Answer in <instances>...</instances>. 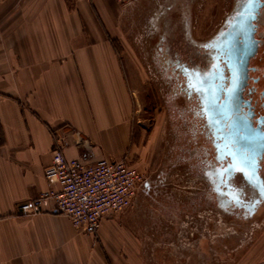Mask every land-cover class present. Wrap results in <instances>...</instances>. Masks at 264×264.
<instances>
[{
	"label": "rangeland",
	"instance_id": "374dc122",
	"mask_svg": "<svg viewBox=\"0 0 264 264\" xmlns=\"http://www.w3.org/2000/svg\"><path fill=\"white\" fill-rule=\"evenodd\" d=\"M253 2L147 0L132 10L127 55L137 68L122 159L142 181L107 229L74 227L87 264H264V0ZM250 11L258 33L245 22V50L231 34ZM244 59L251 79L241 104ZM245 156L256 160L251 184Z\"/></svg>",
	"mask_w": 264,
	"mask_h": 264
},
{
	"label": "crops",
	"instance_id": "0c3cea01",
	"mask_svg": "<svg viewBox=\"0 0 264 264\" xmlns=\"http://www.w3.org/2000/svg\"><path fill=\"white\" fill-rule=\"evenodd\" d=\"M146 2L0 0V264L88 263L51 200L36 214L18 206L47 190L64 142L68 157L127 153L137 66L125 26Z\"/></svg>",
	"mask_w": 264,
	"mask_h": 264
},
{
	"label": "built area",
	"instance_id": "2783aa9c",
	"mask_svg": "<svg viewBox=\"0 0 264 264\" xmlns=\"http://www.w3.org/2000/svg\"><path fill=\"white\" fill-rule=\"evenodd\" d=\"M117 1L129 6L137 0ZM66 144L55 148L51 164L45 168L47 190L38 198L22 202L18 209L24 214H36L42 211L45 200H51L76 228L97 235L105 218L132 205L142 177L122 158L95 159L91 150L68 157L62 151Z\"/></svg>",
	"mask_w": 264,
	"mask_h": 264
},
{
	"label": "bare ground",
	"instance_id": "6f19581e",
	"mask_svg": "<svg viewBox=\"0 0 264 264\" xmlns=\"http://www.w3.org/2000/svg\"><path fill=\"white\" fill-rule=\"evenodd\" d=\"M253 3H256V2H253ZM250 5V4H249ZM251 6V5H250ZM246 8H248V7H246ZM246 10H248V9H246ZM249 10H250V8H249ZM252 11V10H251ZM246 12V13H243L244 14V16H243V14H242V19H241V23H240V25H239V27L238 26H236V28H235V31L233 32V34H231V41H233L234 39H237V37H238V34L240 35V36H242V37H244V40H246V41H248V40H250V33H251V30H245L244 28H243V25L245 24V22L247 21L248 22V25H247V27H245V28H252L253 27V25H254V23H253V19H255L256 18V14L255 13H252V12ZM251 13V14H250ZM241 15V14H240ZM239 15V16H240ZM248 19V20H247ZM238 23V22H237ZM243 28V29H242ZM253 30V29H252ZM241 71L242 70H245L246 68H245V66H244V64L242 63V65H241ZM246 72V71H245ZM239 76V75H238ZM246 77V76H245ZM238 78V77H237ZM244 78V77H243ZM244 81V80H243ZM242 81V82H243ZM241 82V83H242ZM244 83V82H243ZM241 88V87H240ZM237 89V88H236ZM241 90V89H240Z\"/></svg>",
	"mask_w": 264,
	"mask_h": 264
},
{
	"label": "flooded vegetation",
	"instance_id": "af4514ba",
	"mask_svg": "<svg viewBox=\"0 0 264 264\" xmlns=\"http://www.w3.org/2000/svg\"><path fill=\"white\" fill-rule=\"evenodd\" d=\"M260 15V14H259ZM259 19V16L257 15V19L256 20H258ZM257 33H258V29H257V27H256V25H255V23H254V28H253V38H255L256 37V35H257ZM251 38V37H250ZM250 40H248V41H246V40H244V44H243V48L245 49V50H247V48L249 47V42ZM241 44V43H240ZM240 46V45H239ZM242 47V46H241ZM239 48V49H243V48ZM245 60V62L246 63H244V66H245V68H247V70H246V77H244V83L242 82L241 83V88L239 87V96L241 97V104H243L245 101H246V98L244 97V94H245V92H246V89H247V87L250 85V79H251V77H250V65H249V63H248V61H247V59H244ZM247 64V65H246ZM241 89V90H240ZM248 102V101H247ZM254 117V116H253ZM251 126L254 128V124L253 123H251Z\"/></svg>",
	"mask_w": 264,
	"mask_h": 264
},
{
	"label": "snow or ice",
	"instance_id": "6c2138e0",
	"mask_svg": "<svg viewBox=\"0 0 264 264\" xmlns=\"http://www.w3.org/2000/svg\"><path fill=\"white\" fill-rule=\"evenodd\" d=\"M253 0H248V3H252ZM245 161L247 162V167L251 169V171H245V168H240V172L242 175H245L246 178H248L249 183H252V177L255 174V168H256V160L255 158L245 156ZM254 186V185H253Z\"/></svg>",
	"mask_w": 264,
	"mask_h": 264
}]
</instances>
